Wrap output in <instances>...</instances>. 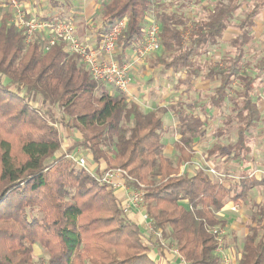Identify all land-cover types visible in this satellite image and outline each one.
<instances>
[{"label":"trees","instance_id":"obj_1","mask_svg":"<svg viewBox=\"0 0 264 264\" xmlns=\"http://www.w3.org/2000/svg\"><path fill=\"white\" fill-rule=\"evenodd\" d=\"M192 1L184 0L180 9L201 0ZM224 1L202 16L171 11L165 0L103 1L96 45L115 21L125 19L116 42V60L124 63L128 47L134 49L143 40L145 19L154 12L162 55L153 63L163 74L183 70L198 76L195 60L206 46H217L241 7V0ZM261 7L252 6L239 23V33L229 42L233 55L213 64L205 75L218 81L211 99L218 109L232 84L240 85L230 99L231 115L223 121L226 129L234 128L235 140L228 142V150L225 143L214 145L209 157L225 153L245 158L252 131L262 119L253 85L264 77V54L253 62L246 59ZM45 42L39 35L28 41L12 22L7 1L0 0V264H37L33 260L37 247L46 264H157L149 246L141 243L143 231L122 213L114 190L94 182L67 159L74 148L82 150L99 173L123 169L132 179L128 182L132 189L143 186L146 213L161 238L152 236L153 243L150 236L149 245L164 249L160 241L166 242L187 264H219L212 230L225 223L218 213L226 201L243 200L250 190L264 186V180L256 181L250 172L235 176L217 171L227 176L225 181L232 180L226 187L207 168L195 174L181 171L192 157L199 119L180 114L185 126L174 143V160L169 159L163 154L159 110L143 112L127 95L95 81L62 42L48 51ZM57 126L80 134L60 155ZM13 145L19 148V161ZM250 221L238 264H264V207L253 211Z\"/></svg>","mask_w":264,"mask_h":264},{"label":"crops","instance_id":"obj_2","mask_svg":"<svg viewBox=\"0 0 264 264\" xmlns=\"http://www.w3.org/2000/svg\"><path fill=\"white\" fill-rule=\"evenodd\" d=\"M26 1L30 3L28 6L34 7V5L38 4L37 6L40 9L42 7L47 10H48V1H50V5H51V7H49L50 12L46 11V13L42 14L40 10H36L35 8H32L31 12L34 13L35 16L37 17L39 16V18L41 19L57 16L56 15L57 13L55 14L54 11H56V7L60 3V0H26ZM216 1L217 0H202L201 2L203 5H206L207 2L212 4L215 3ZM94 4L96 5V3ZM256 4H261L262 7L260 12L256 15L254 19V24L251 28L250 34L252 36V41L253 39L256 40L253 41V44L258 45L260 43L257 42V40H259V38H264V0H257ZM241 6L242 9L245 10L246 5H243L242 0H241ZM236 14L237 13H235V15ZM243 19H244V15L242 14V17H239V21L240 20L242 21ZM98 25L99 23L96 25V27H94V30L98 27ZM238 25L239 24H236V20L233 18L231 25L227 29L232 28L237 33H239L238 28H233V27H238ZM86 30L87 29H80L79 32L80 34L78 33L77 34L79 35L81 41H84L90 44L91 46L95 47L98 41L96 39L95 31L92 30L93 32H91L90 30H87L86 33ZM225 32L223 33V35L225 34ZM229 40L230 39L226 40V42H228ZM261 43L264 44V41H261ZM132 53H133V49L130 51H126L127 57L124 63L131 60ZM252 53L255 54V51L254 52L252 51ZM262 53H264V49L263 52L261 50H257L256 57L260 58ZM253 54L251 55L247 54L246 59L249 60L250 59L249 56H252ZM143 65L147 66L146 64H141V62L134 64L130 75L131 78H134L135 80L133 81L132 79V81L130 82L127 93V96L130 97L135 103H137L143 112L147 113L150 111L159 110L160 115L162 116L163 119H165V122L170 123L172 126H175V128L179 131V138L181 137L180 128L182 127L184 128L185 126V125L182 126V123L184 122H182L180 118L181 113H183V115L186 117L192 116L194 118L199 119L200 126L197 128V131L195 132V137L193 138L191 144L192 145L191 159L193 160L191 162H193L194 165L191 162H189L191 165L189 164L188 166L186 165L183 166V168L181 167L182 170H185L188 173H190L189 172L190 167L195 166L196 168L199 167L200 169L202 163L206 165V168L212 167L216 171L230 172V174L232 173V175L235 176H240L246 173L248 174L253 170H264V77H262L261 79L262 81L261 80L256 81L253 85L254 100L257 101L259 109L262 113V119L258 123L257 127L252 131V139L248 143V149H249L248 154L245 155V158L242 156L241 160H239L233 158L232 155L229 154L225 155V153L221 156L219 155H214L210 157L208 156V152L212 149L214 145L218 143L224 144L223 141L226 140V136H220L219 133H223L225 131L229 132L232 135V139L230 138L229 142H233L235 140L234 128L230 129L229 127H227L226 129L223 125V121L226 120V117H229L231 115L232 105L230 99L232 98L233 92L240 89V85L238 82H234L232 84L231 89L228 92V97L225 100V103L220 109H218L212 106L211 104V99L213 98L215 88L218 86V81L212 82L205 78L206 74L202 75L200 73L198 77L202 75L199 78L203 79L204 81H200L197 79H196L197 81L194 80L186 81V79L185 81H177L179 79L176 78L175 80L172 79V81H170V79L167 81H163V79H168L173 75L171 71L169 73L166 71L163 74L162 71L160 70L159 73L161 74L160 76H162L163 79H161L160 81L159 78L156 77V81H150L149 84L148 81H140L142 79L141 78L142 76L141 77L138 76V71L141 70ZM167 129H165L164 131V136H163L164 138L162 143L165 146V148L173 149V147H170L171 146L170 144L174 146V143H176L179 138L176 139L174 130L168 133ZM207 137L213 138V141L210 140L211 144H209V142L206 141ZM225 144H226L225 149L228 150L229 147L228 143ZM62 151H65V149ZM62 151L60 152V154L62 153ZM227 152L228 151H226V153ZM68 155H72V154L69 153ZM200 162L202 163L200 164ZM100 168H103V166H101ZM195 173L196 172H194L193 174ZM255 180L260 181L264 179L255 177ZM224 183L226 187H230V185L232 184V180L225 181ZM253 192L255 195H253ZM114 194L116 199L119 201V203H121V201L125 197L124 190L122 189L114 190ZM232 204L234 203L231 202L229 204H226L223 210L220 213H218V215L221 216L220 218L223 217L222 219L225 223L224 225L225 236L223 237L224 252L230 257V264H238V260L240 259V255H241L244 237L247 233L248 226H250V224L252 223L250 221L251 215L253 211L258 209V207H264V186H258L253 188L247 193V196H245L243 200H238L235 203L234 211L239 210V214H244L247 211V213H250V217L249 218L247 217L248 219L244 218L245 220L244 222H246L245 223L246 226H245V232L241 237V242L239 243L238 241H236L234 244H232L231 247L229 246V243L235 241L236 239L235 238L237 235V233L235 232L236 228L233 227V224L230 225V227L228 228L224 218H226L225 217L226 214L227 215L233 214L231 208L234 207V205ZM247 205H250L249 208L247 207ZM125 216L130 222L138 226L139 229L143 231V235L145 230L149 229L148 223L143 220L142 213L134 211L125 214ZM152 248H150L149 254L157 264H163L162 261H165V263L166 262L169 263L168 261L170 260L168 258L169 255L166 252L167 250L165 248L164 249L157 248L159 251L158 252L159 259H157L158 256L156 258V255L155 253H153L154 250H152ZM216 255L218 256V254ZM172 256L175 258L174 259L175 264H181V259L178 254L173 253Z\"/></svg>","mask_w":264,"mask_h":264},{"label":"built area","instance_id":"obj_3","mask_svg":"<svg viewBox=\"0 0 264 264\" xmlns=\"http://www.w3.org/2000/svg\"><path fill=\"white\" fill-rule=\"evenodd\" d=\"M6 1L8 7L12 11V22L19 30L24 31L28 41H30L34 35H39L46 41L44 44L45 51H48L58 42H62L64 44V50L68 54L79 56L84 68L95 81L103 82L125 95H127L128 87L132 81L130 73L134 64L142 61L146 56L157 53L160 50L159 25L152 17L147 18L146 22L148 24L143 30V40L133 49L131 60L119 64L116 60V42L125 28V19L115 21L103 35L100 43L94 47L78 39L73 24L62 20L50 21L35 18L28 12V8L22 1ZM67 158L74 162L79 168L86 170L88 174L91 173L85 158L74 155H68ZM206 170L221 183L224 182L227 177L226 175L218 173L211 167H208ZM249 176L264 178V170H253L250 172ZM228 178L238 180V177L234 176H228ZM131 180V177L126 171L119 168L107 169L99 176H95V181L100 185L107 186L113 190H124L125 197L120 203L122 213L127 214L134 211L142 213L143 220L149 225V230H153L152 221L146 213L144 192L140 189L142 186L140 185L139 189H132L128 185V182ZM231 210L234 211L235 207H232ZM212 233L217 240L215 253L218 254L219 264H230V257L224 252V228H214ZM151 236H156L159 240L161 239L160 234L154 231L151 232ZM160 243L161 245L163 244L162 241H160ZM173 253L178 254L176 249L173 250ZM181 264L187 263L181 259Z\"/></svg>","mask_w":264,"mask_h":264},{"label":"rangeland","instance_id":"obj_4","mask_svg":"<svg viewBox=\"0 0 264 264\" xmlns=\"http://www.w3.org/2000/svg\"><path fill=\"white\" fill-rule=\"evenodd\" d=\"M103 1H106V0H60V3H59L60 5L58 4L57 7H56V11H54L55 14L57 13L56 14L57 16H52V17L57 18V19H61L62 21H65V22L73 24L75 26L76 33H78V34H80L79 33L80 29H87V30H90L91 32H93L92 30H94V27H96V25L99 23L100 14L102 12L101 11V4L103 3ZM201 1L199 3H197V4L189 3L186 8L184 7L185 6L184 5L182 7V9H180V6L184 2V0H165L164 4L171 6V9H170V7L167 8V9H169L171 11L172 10H174V11L175 10L176 11L177 10H179V11L181 10L184 13H188L189 12L193 16L194 15L195 16H197V15L202 16L203 13L206 12V10L214 9V7L218 3H222L223 5H225L227 3L224 0H217L215 3L211 4V3L207 2L206 5H203ZM192 2H194V0ZM94 3H96V5ZM242 3H243V5H246V7H245L246 12H245L244 9H242V6L239 8V10H237V12H236L237 14L233 17L236 20V24L240 23L241 20L239 21V17H242V14L245 17L246 13L252 8V6H254L257 3V0H242ZM24 4L28 8L27 9L28 12L31 13L32 16H34L35 18H38V19H39V16L37 17V16L34 15V13L31 12L32 8H35L36 10H40L42 12V14L46 13V11L50 12L49 11V7H51L50 1H48V10L45 9V8H42V7L40 9L37 6L38 4L34 5V7L28 6L30 3L27 2L26 0H25ZM159 7H162V5L159 6ZM164 7H167V6H164ZM241 12H242V14H241ZM183 15H185V14H183ZM152 16H154V12L150 13V15L147 18L152 17ZM84 18H85V20H84ZM147 18L145 19V21H147ZM233 28H237V27H233ZM87 30H86V33H87ZM225 31L226 32H225V34L222 37L223 39L221 38L218 41L217 46H215L213 48H210V49H209V47L206 46V49H207L206 52L202 53V55H200L199 58H197L195 60V62L193 64L194 65L193 69L198 68V70H200L199 71L200 74L205 75L207 73V71L210 69V67L213 66V64H215L216 62H219L222 59H224V57L227 54H228V56H232L233 55V49L230 48L229 42L231 41V39L233 37H236V35L238 33L235 30H233L232 28L227 29ZM78 34H77V37L80 40V37H79ZM228 39H230V40L228 42H226V40H228ZM253 41H256V40L253 39ZM253 41L251 40L250 43L248 44V48H249L248 49V55L253 54L252 51L253 52L255 51V54H253L252 56H249L250 57L249 61H251V62H253L252 59L253 60L256 59L257 50H261L263 52V49H264V44L261 43V41H264V38H259V40H257V42L260 43L258 45L257 44H253ZM130 50H132V48L129 46L127 51H130ZM262 54H264V53H262ZM161 55H162V52L159 50L157 53H154L153 55L151 54L150 56L149 55L146 56L143 59V61H139V62H141V64H146L147 65V66L143 65L141 70L138 71V76H140V77L142 76L141 77L142 79L140 81H148V83L150 84V81H156V77L159 78L160 81H161V79H163L162 76H160L161 74L159 73L162 68L159 67V65L156 66L153 63V61L156 60ZM163 57H165V56L163 55ZM170 71L172 72L173 76L168 78V79H163V81H167L169 79H170V81H172V79L175 80V78L179 79L177 81H185V79H186V81H193V80L194 81H197V80L204 81L203 79L199 78L202 75H200L199 77L195 76L194 74L191 73V71L185 72V71L181 70V71H178V72H174L173 70H169L167 72L169 73ZM132 79H133V81L135 80L134 78H132ZM36 107H39V105L36 106ZM54 112H55V117L56 118L59 117V112L58 111H54ZM162 121H163L164 131L167 128H169V129H167L168 133H170V131L174 130L175 131V133H174L175 137H176V139H178L179 138V131L175 128V126H172L170 123L165 122V119H163V118H162ZM54 126H55V124H54ZM57 128L59 129V132L61 133V140H62V148L58 152V155H60V152L62 150L67 149L68 147H71V145H73L75 140L80 139V134L77 131L66 132L63 128H60V126H57ZM163 138H162V142H163ZM210 138L209 137L206 138V141H208L209 144H211L210 140L213 141V138H211V139ZM230 138L232 139V135L229 132H227L226 140H224L223 142L224 143H228ZM170 145H171L170 147H173V149L172 148L171 149L165 148L163 154H164L165 157H168L169 159H173L174 160V146L172 144H170ZM12 151H13V154H14V158L17 159L18 161L21 160L22 157H21V154H20V151H19V148H18L17 145H13ZM69 153L72 154V155H76V156H79V157H82V158L86 159L87 166H88V168H89V170L91 172L90 174H88L86 172V170L79 168L74 162H72L70 159L67 158L68 160H70L75 165L76 168L81 169L82 171H84L85 173L90 175L92 180L94 182H96L95 181V176L97 177L101 173H99V171H97V166H95V164L93 162H91L90 159L87 156H85L84 152L82 150H79L78 148H74ZM193 159H195V158H193ZM191 161H193V160L190 159V162ZM191 163L194 165L193 162H191ZM201 163L202 162H200V164ZM189 164L190 163H187L186 166H188ZM182 168H181V170H182ZM201 168H206V165L202 163L201 164ZM189 169H188L189 172L193 174L194 172H198L197 169H199V167L196 168L195 166H192ZM140 189L143 192H145L143 186ZM253 195H255L254 192H253ZM229 203H231V201L228 200V201H226L225 204H229ZM232 205H234V207H235V204H232ZM249 206L250 205H247L248 208H249ZM232 212H233L232 215H229V214L227 215L226 214L225 215L226 218H224V220L227 223L228 228L232 224H233V227L236 228V231H235L237 233V235L235 237L236 239H235V241H232V242L229 243V246H231V247H232V244H234L236 241H238L239 243L241 242V237H242L243 233L245 232V226H246L245 225L246 222H244L245 221L244 218H247V217L249 218L250 217V213H247V211L244 214H239V210L232 211ZM152 231L153 230H149V229L145 230L144 235H143V237L145 239V242L144 243L141 242V243L144 246H149V248L153 247L152 248V250H154L153 253H155L156 258H157L158 252H159L157 247L149 245V242H148V240H149L148 238L151 236V232ZM154 240H155V238L151 236V241L153 243H154ZM162 243H163L162 244L163 248H165L167 250L166 252L169 255L168 258L170 259V260H168L169 263H167V262L165 263V261H162V263L163 264H175V260H174L175 258L172 256L173 255L172 251L174 250V248L173 247H167L166 242H165V245H164V242H162ZM157 259H159V256H158ZM33 260L37 264L38 263L39 264H46L44 262L45 261L44 256H43V254H42V252H41L39 247L34 248Z\"/></svg>","mask_w":264,"mask_h":264}]
</instances>
